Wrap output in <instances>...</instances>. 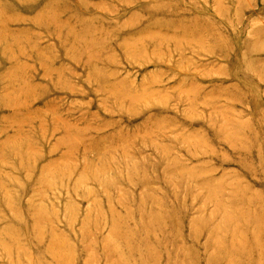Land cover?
<instances>
[{
    "label": "rangeland",
    "instance_id": "obj_1",
    "mask_svg": "<svg viewBox=\"0 0 264 264\" xmlns=\"http://www.w3.org/2000/svg\"><path fill=\"white\" fill-rule=\"evenodd\" d=\"M0 264H264V0H0Z\"/></svg>",
    "mask_w": 264,
    "mask_h": 264
}]
</instances>
